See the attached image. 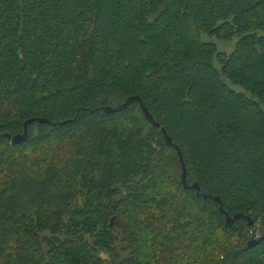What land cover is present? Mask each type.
<instances>
[{"label":"trees","instance_id":"1","mask_svg":"<svg viewBox=\"0 0 264 264\" xmlns=\"http://www.w3.org/2000/svg\"><path fill=\"white\" fill-rule=\"evenodd\" d=\"M233 36L229 54L202 39ZM130 96L199 196L138 102L102 111ZM32 118L54 126L0 137V264H264V240L247 246L258 219L264 234V0H0V135Z\"/></svg>","mask_w":264,"mask_h":264},{"label":"water","instance_id":"2","mask_svg":"<svg viewBox=\"0 0 264 264\" xmlns=\"http://www.w3.org/2000/svg\"><path fill=\"white\" fill-rule=\"evenodd\" d=\"M138 102L139 107L141 109V112L144 116V118L146 119V121H148L154 128H157L161 131V133L164 136V140L165 143L172 147L178 154L179 160H180V167H181V185L183 187V189L185 190H194L196 193V196H199V186L196 183H192V184H188L186 181V169H185V165L182 161V156H181V152L178 148V146L174 143H172L171 138L166 134L165 130L163 128L160 127V125L155 122V120L153 119L152 115L149 113L148 109L145 107V105L142 103L140 97L138 96H130L128 97L121 105L117 106V107H110V106H106L102 109V111L106 114H112L115 112H119L122 111L124 109H126L131 103L133 102ZM34 121H38L39 123H45V124H49L54 126V123L50 122L47 119H42V118H32V119H28L23 123V131L21 134H16V135H9L7 133H3L0 135V137L2 138H7L10 140V142L14 145H18L21 143H24L27 140V124H30L31 122ZM203 198H206V196H202ZM212 198L216 203L219 204V208L218 210L225 215V227H231L237 220L239 219H246L248 220V223L251 225V219L248 216H244L242 214H234L232 216H229L228 214H226L223 209L222 206L220 204V200L218 197H209ZM261 240H264V234L256 239L251 238L249 239V241L247 242V246L248 247H253L256 244H258Z\"/></svg>","mask_w":264,"mask_h":264},{"label":"rangeland","instance_id":"3","mask_svg":"<svg viewBox=\"0 0 264 264\" xmlns=\"http://www.w3.org/2000/svg\"><path fill=\"white\" fill-rule=\"evenodd\" d=\"M203 40H208L216 44L217 46V51L218 52H225L229 54L233 48L235 47V43L237 42V37L233 36L229 41H221L216 38H202ZM231 88H233L236 91H241V89L237 86H233L231 84H228ZM263 231V225L261 221L258 219L253 226L250 227L249 232H248V238L251 239V236L259 237L262 234ZM251 232V234H249Z\"/></svg>","mask_w":264,"mask_h":264},{"label":"built area","instance_id":"4","mask_svg":"<svg viewBox=\"0 0 264 264\" xmlns=\"http://www.w3.org/2000/svg\"><path fill=\"white\" fill-rule=\"evenodd\" d=\"M250 234H251V232H250ZM251 238H254V239H256V238H258V237H256V238H255L254 236H251Z\"/></svg>","mask_w":264,"mask_h":264}]
</instances>
